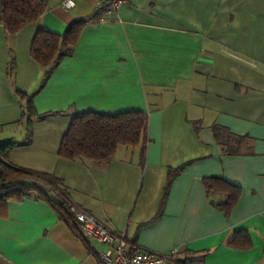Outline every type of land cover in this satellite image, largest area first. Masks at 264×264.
<instances>
[{
	"label": "crops",
	"instance_id": "1",
	"mask_svg": "<svg viewBox=\"0 0 264 264\" xmlns=\"http://www.w3.org/2000/svg\"><path fill=\"white\" fill-rule=\"evenodd\" d=\"M45 0L44 12L8 35L0 22V142L8 161L60 178L68 202L129 242L154 252L203 255L199 264H264V0ZM87 19L45 80L30 55L38 29L62 34ZM13 65L8 73L9 57ZM47 113L27 128L22 111ZM147 114L144 140L119 146L105 165L62 158L57 149L74 112ZM218 124L243 136L229 154ZM184 165L167 186V171ZM237 186L226 215L203 178ZM45 194L48 187L29 180ZM53 196V195H51ZM246 231L247 247L228 245ZM54 209L34 194L0 204V264H99ZM197 264V262H196Z\"/></svg>",
	"mask_w": 264,
	"mask_h": 264
},
{
	"label": "trees",
	"instance_id": "2",
	"mask_svg": "<svg viewBox=\"0 0 264 264\" xmlns=\"http://www.w3.org/2000/svg\"><path fill=\"white\" fill-rule=\"evenodd\" d=\"M45 0H0V22L8 35L19 31L25 24L36 20L45 10ZM87 19H81L70 24L62 34L38 29L31 42V57L45 67V80L53 69L67 55L71 54L73 46ZM13 65V55L9 57L8 73ZM20 100H25L22 116H25L27 128L30 130L34 119H43L47 113H37L31 102V97L16 92ZM147 127V114L142 111H124L115 114L99 112H74L71 123L62 136L57 149V155L71 160L107 164L115 155L119 146H136L144 140ZM214 139L229 154L239 151L243 136L231 133L224 126L213 124ZM15 146L13 141L0 142V204L9 200H22L31 195L43 199L54 209L58 217L67 224L91 252L81 233L78 223L68 206V193L60 178L53 174L31 170L14 165L8 161L9 152ZM184 165L169 168L167 171V186L183 170ZM29 180H36L48 187L50 194H45L35 186L29 185ZM203 185L208 196L220 194L224 199L214 205L226 215L230 213L237 198V186L220 176L209 175L203 178ZM53 195V196H51ZM232 247H247L249 237L246 231L233 232L228 240ZM203 255H188L179 257L176 264H199Z\"/></svg>",
	"mask_w": 264,
	"mask_h": 264
},
{
	"label": "built area",
	"instance_id": "3",
	"mask_svg": "<svg viewBox=\"0 0 264 264\" xmlns=\"http://www.w3.org/2000/svg\"><path fill=\"white\" fill-rule=\"evenodd\" d=\"M71 0H65L64 5H69ZM106 15H117L118 10L125 0H107ZM71 4V3H70ZM70 211L78 223L81 233L91 245L96 241L104 248L93 250L99 264H176L179 258V249L172 248L167 252H154L136 243L129 242L123 232L111 230L101 219L90 212L68 202Z\"/></svg>",
	"mask_w": 264,
	"mask_h": 264
}]
</instances>
